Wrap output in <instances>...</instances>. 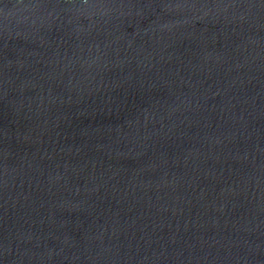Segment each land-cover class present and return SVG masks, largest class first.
Instances as JSON below:
<instances>
[{"label": "water", "instance_id": "obj_1", "mask_svg": "<svg viewBox=\"0 0 264 264\" xmlns=\"http://www.w3.org/2000/svg\"><path fill=\"white\" fill-rule=\"evenodd\" d=\"M0 264H264V0H0Z\"/></svg>", "mask_w": 264, "mask_h": 264}]
</instances>
